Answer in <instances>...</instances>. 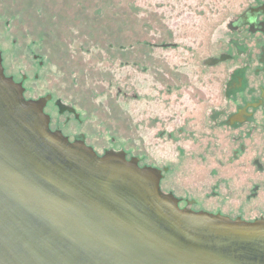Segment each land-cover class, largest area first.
Listing matches in <instances>:
<instances>
[{
  "label": "water",
  "instance_id": "1",
  "mask_svg": "<svg viewBox=\"0 0 264 264\" xmlns=\"http://www.w3.org/2000/svg\"><path fill=\"white\" fill-rule=\"evenodd\" d=\"M24 92L0 55V264H264L263 220L181 209L158 171L70 143Z\"/></svg>",
  "mask_w": 264,
  "mask_h": 264
},
{
  "label": "rangeland",
  "instance_id": "2",
  "mask_svg": "<svg viewBox=\"0 0 264 264\" xmlns=\"http://www.w3.org/2000/svg\"><path fill=\"white\" fill-rule=\"evenodd\" d=\"M122 2L133 5L131 24L113 31L114 39L103 44L120 45L118 35L125 31L122 35L128 39L122 43L132 46L127 48L130 55L125 58L122 53L111 55L104 47L97 57L77 53L76 48L63 54L47 44L43 46L34 34L25 32L22 24H8L0 9L4 65L19 80L23 74L28 75L25 86L33 98L52 95L72 102L78 97L85 99L84 108L90 111L91 120L84 118L81 124H74L81 132L94 133L97 138L91 140L102 149L126 148L140 153L144 163H170V187L197 199L203 187L212 186L213 177L208 171L201 173L193 146L186 147L188 156H181L177 147L157 132L172 129L180 119L190 121L200 112L183 106L184 88H201L205 96H210L215 70L224 72L229 67L221 63L214 70L204 67L203 61L220 57L225 46L219 38L227 24L253 1L116 0L114 6L122 7ZM113 51L119 52L117 47ZM36 55L41 58L35 59ZM99 68L104 71L98 73ZM167 88L172 89L175 99L177 94L181 97V105L172 111L165 106L170 104L165 97ZM50 110L57 115L53 104ZM206 206L221 209L215 208L213 200Z\"/></svg>",
  "mask_w": 264,
  "mask_h": 264
},
{
  "label": "flooded vegetation",
  "instance_id": "3",
  "mask_svg": "<svg viewBox=\"0 0 264 264\" xmlns=\"http://www.w3.org/2000/svg\"><path fill=\"white\" fill-rule=\"evenodd\" d=\"M252 1L227 24L226 31L219 38L225 46L220 57L203 61L204 67L214 69L221 63L229 67L224 72L214 69L213 87L208 94L210 96H205L201 88H184L183 95L186 97L183 96V106L187 110L191 108L192 111L200 112L194 114L190 121L180 119L172 129L157 132L160 137L166 136L181 156L188 154L186 147L193 146L194 154L200 159L201 173L208 171L207 174L213 177L210 181L212 186L203 187L197 199L188 194L179 195L177 190L170 187V180L167 179L173 170L170 163L164 166L144 163L140 153L134 150L131 153L126 148H107L99 152L91 142L97 136L81 132L75 126L81 124L84 118L91 117L90 111L84 108L85 99L78 97L77 101L72 102L64 98L54 99L52 95L29 97L25 86L28 75L23 74L19 80L14 74H9L4 65V54L0 51L4 73L16 83L22 84L27 100L47 99L44 112L50 118L52 132L61 133L70 143L84 142L100 157L107 152L125 153L126 159H135L140 168L148 167L158 171L161 192L173 195L181 209L221 215L248 223L264 221V9L249 22L238 27L234 25L247 11L264 8V0ZM168 46L163 45L164 48ZM40 58L41 55L35 56V59ZM43 65L40 61V67ZM171 92L172 89L167 88L165 97L168 96L170 104L165 106L172 111L181 105V97L177 94L175 99ZM52 104L57 108V117L48 111ZM61 104L69 110L61 112ZM210 200H213L215 208L221 209H204L203 206Z\"/></svg>",
  "mask_w": 264,
  "mask_h": 264
},
{
  "label": "trees",
  "instance_id": "4",
  "mask_svg": "<svg viewBox=\"0 0 264 264\" xmlns=\"http://www.w3.org/2000/svg\"><path fill=\"white\" fill-rule=\"evenodd\" d=\"M115 1L0 0V9L7 22L22 24L25 32L34 34L43 46L47 44L63 54L76 48L77 53H93L97 57L98 50L104 47L111 55L122 53L125 58L130 55L128 47H132L131 43H122L128 39L122 35L125 31L118 35L120 45L103 44L114 39L113 31L128 27L129 16L134 14L133 5L122 2V7H115ZM116 47L119 52L113 51ZM102 71L99 68L98 73Z\"/></svg>",
  "mask_w": 264,
  "mask_h": 264
}]
</instances>
